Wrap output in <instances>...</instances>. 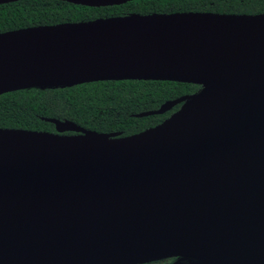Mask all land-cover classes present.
I'll return each mask as SVG.
<instances>
[{
  "label": "water",
  "instance_id": "1",
  "mask_svg": "<svg viewBox=\"0 0 264 264\" xmlns=\"http://www.w3.org/2000/svg\"><path fill=\"white\" fill-rule=\"evenodd\" d=\"M128 79L199 88L135 114L179 104L126 136L55 118L54 131L0 127V264H264V12L0 32V94Z\"/></svg>",
  "mask_w": 264,
  "mask_h": 264
},
{
  "label": "trees",
  "instance_id": "2",
  "mask_svg": "<svg viewBox=\"0 0 264 264\" xmlns=\"http://www.w3.org/2000/svg\"><path fill=\"white\" fill-rule=\"evenodd\" d=\"M182 11L254 14L264 12V0H131L98 7L62 0H17L0 4V32L130 12ZM198 88L185 82L128 79L19 89L0 94V127L54 131L53 123L45 118H55L84 129L126 136L160 123L179 104L162 114H135L157 109L163 102Z\"/></svg>",
  "mask_w": 264,
  "mask_h": 264
},
{
  "label": "flooded vegetation",
  "instance_id": "3",
  "mask_svg": "<svg viewBox=\"0 0 264 264\" xmlns=\"http://www.w3.org/2000/svg\"><path fill=\"white\" fill-rule=\"evenodd\" d=\"M17 1V0H15ZM63 1V0H62ZM10 2H13V1H10ZM5 3H8V2H5ZM2 4V3H0ZM29 27V26H28ZM23 28V27H21ZM18 29V28H17ZM8 31V30H7ZM4 32V31H3ZM177 260L175 257H171V258H165V259H160V260H155V261H151V262H148L150 264H169V263H172L173 261ZM144 264H147V263H144Z\"/></svg>",
  "mask_w": 264,
  "mask_h": 264
},
{
  "label": "bare ground",
  "instance_id": "4",
  "mask_svg": "<svg viewBox=\"0 0 264 264\" xmlns=\"http://www.w3.org/2000/svg\"><path fill=\"white\" fill-rule=\"evenodd\" d=\"M145 61H146L145 50L141 49V52L138 54V62L142 65H145Z\"/></svg>",
  "mask_w": 264,
  "mask_h": 264
}]
</instances>
